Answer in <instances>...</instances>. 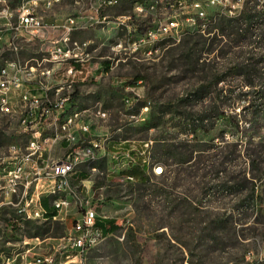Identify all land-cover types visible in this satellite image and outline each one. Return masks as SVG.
Instances as JSON below:
<instances>
[{"label": "rangeland", "instance_id": "1", "mask_svg": "<svg viewBox=\"0 0 264 264\" xmlns=\"http://www.w3.org/2000/svg\"><path fill=\"white\" fill-rule=\"evenodd\" d=\"M20 1L8 0L12 9ZM106 1L60 0L39 10L59 25L58 37L68 17L79 21L67 47L85 58L91 73L75 83V108L88 109L91 133L92 127L107 133L110 156L92 163L100 168L94 173L81 165L77 173L85 176L75 184L85 187L92 174L91 191L83 195L119 228L67 257L64 223L35 216V204L21 211L25 201L0 189V264L52 251L56 264H264V93L254 95L264 88V17L256 30L244 24L231 32L220 28L226 14L218 11L205 32L150 41L145 32L164 16L167 0L147 15L134 12L133 0ZM121 15L131 16L123 21ZM17 20L14 12L12 24ZM6 22L0 17V65L29 67L48 55L39 39L16 34ZM13 100L19 112V98ZM18 112L0 118V159L20 140ZM149 151L164 167L161 175L145 169ZM114 153L125 161L131 153L133 160L120 170ZM2 172L0 165V188ZM31 193L41 196V187ZM46 197L49 207L41 206L52 210Z\"/></svg>", "mask_w": 264, "mask_h": 264}, {"label": "built area", "instance_id": "2", "mask_svg": "<svg viewBox=\"0 0 264 264\" xmlns=\"http://www.w3.org/2000/svg\"><path fill=\"white\" fill-rule=\"evenodd\" d=\"M54 0H46V5H51ZM114 0L106 3L113 4ZM152 4L150 8H135L134 12H146V15L156 11L160 5ZM247 0L232 2L231 0H167L164 16L160 17L155 24V32L145 34V39L155 41V35L161 29L174 28L180 30V37L184 34V27L191 25L193 20L200 17H216L217 10H224V14L232 16L242 11ZM261 3L264 0H259ZM3 9L0 17L7 19V24L16 31L39 39L46 45L45 55L37 65L29 67L11 62L0 71V110L6 108L7 95L19 98L21 125V137L10 146H17L19 157L10 156V146L6 158L0 161H11V168L2 172L1 190L6 197H18L19 201H25L20 209L27 213V204H35V216L43 217V213H51L44 209H37V200H43L44 189L77 191L79 202H60L59 214H53L52 218H59L66 227L67 257H77L86 250L96 246L105 235L103 228L98 224L96 208L86 196L84 191L90 192L92 174H88L85 187L71 186V174H75L77 165L86 157L102 152V134L85 133V109L68 112L66 116H59L60 105L67 103L74 97L75 83L80 79H86L91 70L86 68L82 61L85 58L67 47L70 34L76 25V17H68L62 25V35L55 36L58 24H44L35 22L32 13V5L35 0H21L15 9H12L8 0H0ZM213 10V11H212ZM14 12L18 20L12 24L11 18ZM131 16V15H130ZM123 20V15L120 16ZM124 21V20H123ZM199 31H205V28ZM176 37L175 39H179ZM51 66H46L45 63ZM80 64L79 66L77 64ZM8 69L17 71V78H9ZM38 72V87H31L27 82V73ZM66 90V92H64ZM127 105L134 103L132 95H126ZM99 114L106 112L98 110ZM76 120H83V127H76ZM58 121H65V135L56 133ZM43 128H52V135H43ZM22 130H29V138H22ZM151 142V141H150ZM90 143L88 154H81V144ZM147 145L149 142L146 143ZM56 151L61 153L56 154ZM133 160V159H132ZM131 163V160L125 161ZM100 171L95 168L92 173ZM164 172V167L158 169V174ZM41 187V196L28 197L30 188ZM33 217V216H29ZM69 218V221H68ZM56 249V246H54ZM44 258H51V264H56V251L46 254L23 256L21 264H44ZM14 260V259H13Z\"/></svg>", "mask_w": 264, "mask_h": 264}, {"label": "bare ground", "instance_id": "3", "mask_svg": "<svg viewBox=\"0 0 264 264\" xmlns=\"http://www.w3.org/2000/svg\"><path fill=\"white\" fill-rule=\"evenodd\" d=\"M58 1H60V0H54L51 5H46V0H35V5H32V13L36 14L35 15V22H43L44 24H48L45 21L44 16L38 12L37 7L40 4H42L45 8H50L53 6V4H55ZM156 1L157 0H133L132 2H133V7H135V8H150V7H152V4L156 3ZM231 1L232 2H242L244 0H231ZM116 2H117V0H114L113 4ZM218 11L221 13H224V10H217V12ZM135 13L140 14V15H146V12H135ZM236 14H234V15H236ZM129 17H126L123 15V20H125L126 18H129ZM214 19H215L214 17L196 18L195 20H193V23L191 25H187L186 27H184V32L187 31L188 29H197V30L201 29L203 26H205V24L213 21ZM76 25L77 26L79 25V21H78L77 17H76ZM152 32H155V24L149 26L147 28L145 34H152ZM179 35H180V30H175L174 28L161 29L158 32V34L155 35V41H158V40L163 39V38H170V37L176 38ZM4 69H5V65H3V66L0 65V71H3ZM8 76H9V78H17V71H15V69H8ZM36 79H38V72L27 73V82L34 81L35 86H33V87H38V80H36ZM14 98H15L14 95H7L6 108H3L2 110H0V118H2L3 116L12 117V116H14V113L18 112L17 109L15 108L16 105H15L14 100H13ZM124 100L126 102V96L124 97ZM17 102H19V100H17ZM18 105H19V103H18ZM75 105H76V103H75L74 98H71L70 100L67 101V103L60 105L59 116H66L68 114V112L78 111L79 109L75 108ZM19 107H20V105H19ZM80 110H83V109H80ZM87 110L88 109H85V124H86L85 125V133H91L90 117H88L90 115L86 114ZM97 114L99 117L103 118V117L107 116V111L104 113H101V115L99 114V112ZM19 115H20V110L18 112V116ZM76 127H83V120H76ZM65 131H66L65 121H58L57 126H56V133H58V135H65ZM22 135L27 136V138H29V130H22ZM43 135H52V128H43ZM106 140H107L106 137L102 139V152L95 153L94 155H90L89 157H86L85 160H81V164L77 165V169L75 170V174L79 170V167L81 165H84V164H86L88 166V169L90 171L94 170L95 168H98L97 165H92V163L94 161L96 162V160L99 159L100 157L104 158L107 155H110V152L108 150V144H106ZM135 148H137V147H135ZM89 150H90V143H82L81 144V154H88ZM133 154H134V152H133ZM127 155L129 156V158H127V159H129V160L133 159V156L131 153H128ZM10 156L11 157H19V150H18L17 146H10ZM120 156L121 155H119V153H114L113 155H111V157H113L115 159L117 158L118 160H119ZM145 162H147V168L145 166V169H147V172L150 173V171H152L153 173L158 174V169L160 168L161 164L159 162H155L153 160L151 151H149L148 155L146 156ZM0 165H3L4 170H6L8 168H11V161H3L0 163ZM161 167H162V165H161ZM75 174H71V186L80 187L79 185L75 184V181H76ZM128 177L133 178V176H128ZM44 191L45 192L51 191L50 195H49L50 202H51V205L56 209L57 212H59V203L60 202H79V194L77 193V191L56 190V191H54V193H53V189L52 190H44ZM47 194H48V192H47ZM39 205H40V208L43 209L41 206V200H39ZM43 214H45V213H43ZM46 260L49 261L50 258H46Z\"/></svg>", "mask_w": 264, "mask_h": 264}, {"label": "trees", "instance_id": "4", "mask_svg": "<svg viewBox=\"0 0 264 264\" xmlns=\"http://www.w3.org/2000/svg\"><path fill=\"white\" fill-rule=\"evenodd\" d=\"M256 1V2H255ZM250 2H255L256 5L258 7L255 8H251V11L248 12V8H249V3ZM264 17V2H260L257 0H249L246 2L244 8L242 11H240L237 15H233V16H228V15H222L221 18L218 20V23L220 25V28H222V30L225 29H229L231 30V32H236L239 29H241L243 27V25H247L248 28H252V30H256L259 28L258 23L261 21H258L259 18ZM213 21L205 24V26H203L200 30H202L203 28H205V31L207 29H209V27L211 26ZM215 27V26H214ZM191 31V30H190ZM204 31V32H205ZM252 35H257V32H253L251 31ZM264 35V33H262V36ZM258 36V35H257ZM108 63V62H106ZM78 66L80 65L79 63L77 64ZM107 68L109 67V64H107L106 66ZM139 75L135 76L136 79H138ZM264 93V88L260 91H256V93L254 95H260L258 97L255 96L256 98H261ZM76 95V91L74 93V97ZM165 146V145H164ZM110 155H107L106 157H109ZM129 160V159H126ZM158 160V159H157ZM161 162V160H159ZM131 163H125V160H123V158H119L118 160V164L120 165L118 168H122L124 169L126 165H129ZM80 177V176H79ZM45 198H43V200H41V202L43 203V205L45 207H49V200L48 197L44 196ZM53 214H55V212H51V213H45L44 215L47 216V218H52ZM69 221V218H68ZM98 224L103 228V230L105 231V233H109V232H115L118 228L119 225L116 223V220H114L113 218H108V217H98ZM65 225V224H64Z\"/></svg>", "mask_w": 264, "mask_h": 264}, {"label": "crops", "instance_id": "5", "mask_svg": "<svg viewBox=\"0 0 264 264\" xmlns=\"http://www.w3.org/2000/svg\"><path fill=\"white\" fill-rule=\"evenodd\" d=\"M40 6H43L42 4H40L38 7H37V10H38V12L40 13V10H39V7ZM41 14V13H40ZM43 15V14H42ZM44 16V15H43ZM44 19H45V17H44ZM45 21H46V19H45ZM47 22V21H46ZM48 24H51L50 22H47ZM29 82H31V87H33V86H35V83H34V81H29ZM79 175H81V177H79ZM85 176V173L84 172H78V173H76V175H75V177H76V179H81V178H83ZM44 196H49V194H47V192H45L44 191ZM43 208V207H42ZM44 209V208H43ZM44 210H47V211H49V212H55V214H59V212H57L56 211V209L55 208H53L52 210H49V209H44ZM99 217H104V216H99ZM44 218H47V216H45L44 215ZM104 231V230H103ZM113 232H109V233H105V231H104V235H105V237L106 236H108V235H111Z\"/></svg>", "mask_w": 264, "mask_h": 264}]
</instances>
